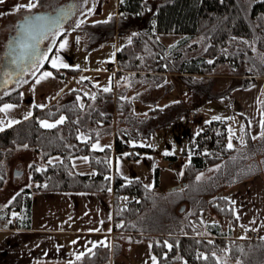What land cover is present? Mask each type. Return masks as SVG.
<instances>
[{"label": "trees", "instance_id": "obj_1", "mask_svg": "<svg viewBox=\"0 0 264 264\" xmlns=\"http://www.w3.org/2000/svg\"><path fill=\"white\" fill-rule=\"evenodd\" d=\"M117 13L118 28L132 32L131 42L116 53L121 70L188 73L183 77L186 84H191L192 88L200 84V92L195 93L209 100L226 99L227 102L235 88L246 89L253 85L255 77H264V0H119ZM138 20L146 21L147 25L136 27L134 23ZM106 25L108 32L113 29ZM159 33L199 38L205 46L197 55L186 58L182 56L186 42H180L177 48L165 53L163 44L157 39ZM220 66L227 67L233 83L215 91L211 88V80ZM45 67H49L47 62L40 69ZM75 71L77 69L68 70ZM205 81L208 82L204 84ZM18 101L19 90L0 95V103ZM260 103L264 112V103L261 100ZM33 111L32 116L0 131V188L7 177L4 162L15 150H31L40 162L28 165L29 183L0 208V215L11 218L12 212L20 210L23 200L29 199L28 193L112 191L116 232L112 242L95 246L73 264H110L112 258L122 253L125 236L130 243L148 241L156 264H225L220 259L224 255L245 264H264L262 237L234 238L213 230L211 225L202 224L198 219L199 212L204 210L218 220L225 218L232 224L237 223L233 207L223 191L259 173L264 176V137L261 135L253 139L246 128L244 142L228 149L225 122L211 121L193 136L191 153L180 181L184 185L171 191H158L146 187L138 177L126 179L113 173L111 149L105 147L96 151L91 148L97 135L93 126L84 122L83 108L76 102L60 104L55 101L44 108L34 107ZM97 113L102 124L110 122V112ZM60 115L65 117L63 123H55L53 128L41 126L40 120L55 122ZM88 129L91 134H87ZM80 130L87 136L84 141L78 140ZM128 148L124 138L116 135L115 150L120 152ZM51 154H59L61 161L47 164L46 158ZM76 154L87 156L90 166L96 170L94 176L73 170L70 158ZM210 167H216L215 171L198 181L199 173ZM155 178L158 182L156 172ZM122 195L131 196V199L121 203L119 197ZM185 203L192 208L186 214ZM168 244L172 245L171 249ZM201 256H208V259Z\"/></svg>", "mask_w": 264, "mask_h": 264}, {"label": "crops", "instance_id": "obj_2", "mask_svg": "<svg viewBox=\"0 0 264 264\" xmlns=\"http://www.w3.org/2000/svg\"><path fill=\"white\" fill-rule=\"evenodd\" d=\"M69 1H73L74 5L78 6L80 14L83 13L73 25L76 27L84 17L92 12L93 5L89 0L87 2L85 0H67L64 3ZM103 2L104 0L98 2L99 6L96 8L95 14L102 12ZM117 2L119 1L116 0V14H118ZM18 6L20 5L17 4L15 7ZM7 15L5 12H0V65L7 36L10 32L9 24L11 19L9 17L11 18V16ZM123 23L126 24L127 22ZM101 24L99 23V25ZM134 24L136 27L143 28L147 25V22L138 20ZM102 25L106 26V24ZM109 25L113 27L111 32L115 33L114 37L117 38L118 42L119 40L121 41L115 47L113 61L108 62L104 68H85L75 71L74 75H71L75 78L74 81L69 85H66L65 81V84L55 92L53 97L43 107L34 105L32 109L24 113L21 120L12 121L14 123L1 127L0 129L2 130L0 131L32 116L34 107L44 108L55 101L61 104L68 101L76 102L83 108L84 122L93 126L94 134L97 135V138L91 144V148L96 151L105 147L111 149L113 173H117L126 179L138 177L145 186L155 188L158 191H163L180 183L190 150L180 156L173 151L158 150L153 146L152 135L157 131V128L168 124L172 127L177 142H180L182 137L188 136L192 148V129L190 130L187 126L190 124L187 119V110L189 108L195 107L199 110L200 117L197 121L200 118L207 120L202 128L196 131L195 135L202 132L211 121H224L226 145L231 121L239 116L243 118V124H241L243 133L241 134H244V136L239 141L235 139L236 145L233 147L244 142L246 128L251 138H256L260 134L262 129L261 122L264 120V112L260 103L264 77H255L253 85L246 89L235 88L230 94L229 105L226 99L222 101L206 99L199 93H195L197 91L200 92V84H194L192 88L191 84H186L183 81V77L189 75L188 73L121 70L117 64L116 53L122 46L129 43L132 32L123 31L124 29L121 31L115 22L113 25L111 23ZM98 33L97 35H99ZM166 35L170 34H157V39L163 44L165 53H170L174 48H177L180 42H186V47L184 48L186 49L197 41L194 37L187 38L181 34H172L174 35L173 41L167 46L162 40V37ZM194 55L197 54L188 56L183 54L182 56L186 58ZM95 65L98 64L95 63ZM40 68L41 66L35 70V74L32 73L29 76L28 83L31 82V79L33 81L36 78L41 70ZM82 72L101 75L92 76V78H95L93 83L84 80V83L93 86L94 90L91 93H85L80 88L72 87V84ZM195 76L201 77L202 75L196 74ZM206 82L208 81L203 83L205 84ZM232 83L231 75L217 74L211 80V88L215 91H221ZM106 87L110 91L104 94V88ZM1 91L0 95L6 94V91ZM222 108H226V110L224 111ZM97 111L110 112V122L102 124L99 121L100 118ZM61 116L63 115H60L57 121ZM183 116L186 123L182 122ZM214 117H219L220 119H214ZM40 121H47L50 124L57 122L46 119ZM89 132L91 134L90 129H88L87 134ZM116 135L124 138L129 145L128 149L120 152L115 150ZM86 137L85 132L80 130L78 140L84 141ZM95 144H98L99 147L94 148L93 145ZM139 147L147 149L139 151ZM21 150L24 153V158L35 161H24L25 169L23 168V172L18 175L15 173L16 178L13 179L12 185H15L17 189L12 194L28 184L26 181L29 180V176L26 173V167L31 162L40 164L39 158L34 152ZM165 152L168 154L166 155ZM84 157L87 156L76 154L70 158L73 170L82 175L94 176L96 170L90 166L88 159H83ZM164 159L168 162L167 166H164ZM60 161L61 156L59 154H51L46 158L45 162L52 165ZM18 171L22 170L19 169ZM155 172L158 174V182H156ZM256 176L245 180L246 182L241 181L233 184L223 191V196L233 207L237 220L236 224L231 223L234 226L228 224L226 229H223L217 218L202 210L200 219L203 224H209L213 230L224 232L231 237L234 236V227L241 224L244 228L242 232L244 235L243 237L234 238H246L250 231L256 232L260 237H264V181ZM252 187L257 190L261 201L260 208L256 212L245 210L248 203H253L254 201L251 196L248 198L246 195V190ZM241 189H243V192L239 194ZM12 194L9 195L7 202L11 199ZM27 195L29 199L23 200L20 210L16 211L11 218H6L3 214L0 215V264H73L78 255L82 256L81 254L95 246H106L112 242L116 233L112 216L114 198L112 191L97 194L85 191H53L48 193H28ZM203 216L209 217V219H204ZM217 226L219 227L217 228ZM95 229H99V231ZM141 242H143V247H150L148 241L135 243L140 244ZM141 262L142 260H137V264H142Z\"/></svg>", "mask_w": 264, "mask_h": 264}, {"label": "rangeland", "instance_id": "obj_3", "mask_svg": "<svg viewBox=\"0 0 264 264\" xmlns=\"http://www.w3.org/2000/svg\"><path fill=\"white\" fill-rule=\"evenodd\" d=\"M66 1L67 0H36L37 7L31 10H28L26 8H19V10H17L18 7H15L17 4L27 5L30 2V0H5V1L3 0L0 2V12L1 13L5 12L11 16V18L9 17V19H11L9 24V28H10L9 31L12 32L15 29V24L17 20L20 19L22 15H27L37 10H46L55 7L58 4H65L64 2ZM89 1H91V4L93 5L92 6L93 13L90 12L86 17H84L82 19L83 22L82 23L80 22L79 27L66 30V28H68V26L66 25L64 33H62L59 36V38L56 40L55 44L53 45V48H50L51 51L48 52V48L47 46H45L43 52H47L48 59H45V62L48 63L49 67L42 68L37 74L36 78L33 79V81L29 83L27 82L30 74H26L18 78L14 77L10 81H8L4 75V71L0 70V91L2 90L1 92L6 91V93H8L11 91L19 90L18 102L0 103V109H2L5 104H9L13 106L10 109L0 111V128L7 126L9 123L11 124L14 123L15 121L21 120L24 116V113L27 110L32 109L34 105L44 106L45 103L49 101L51 97H53L55 92L58 91L65 84V80H63L64 78L62 77V75H60L62 71L68 72L69 68L77 69V70L85 69V68H104L106 67L108 62L114 60L115 47L117 46V44H120L121 41L120 40L119 42L117 41V38L114 37L115 36L114 32L111 31L108 32L109 30L108 25L104 26L102 24H110L112 21L115 22V24L117 23V14L115 11L116 0H104V2L102 3L104 4L102 12L96 14H95L97 10L96 8L99 6L98 0H89ZM93 21H97V22H93ZM99 23L102 24L99 25ZM85 29L90 34L86 33L84 31ZM97 33L99 35H97ZM173 36L174 35L172 34L166 35L165 37H162V40L168 46V44L173 41ZM65 40L67 41L66 46L64 48H61L60 43ZM196 40L198 44H193L192 46L183 49L182 53L187 56L191 54L200 53L201 50L204 48L205 44L202 43V41L199 38H196ZM56 57H58L57 59L58 65L63 63V64H67L68 67L53 68L51 64V60ZM95 63H97L98 65H95ZM44 72H51L52 75L47 78H42V73ZM68 73L70 75H74L72 72H68ZM217 74L230 75V72L226 66H220L216 69L214 75ZM92 76L95 77L101 75L95 73L93 74L90 72H82V74L78 77V79L76 78L75 82L72 84V87L80 88L81 90L85 91V93H91V91L94 90L93 86L88 83H84L85 82L84 80H88L93 83L95 78H92ZM37 80H39L40 82L37 83ZM261 102L264 103V94L261 97ZM222 109L224 111L226 110V108H222ZM184 119L185 118L183 116L182 122L186 123ZM205 121L207 120L204 118H200L195 124L187 125L188 128H190V130L192 129L191 141H193V136H195V133H197L196 131L198 129L200 130L202 128ZM241 124H243V118L241 116L232 119L231 126L229 128V133L226 139V145L228 144L230 137H231V143L234 146L236 145V142L234 140L237 139L239 141V139H241V137L244 136V134H241L243 133L241 130ZM151 141L154 142L153 146L156 149L158 150L161 149V151H168V152L173 151L177 153L178 156L191 149L190 138L188 136H185L181 138L180 142H177L176 138L174 137V132L172 130V127L168 124L162 125L159 128H157V131H155L154 134L152 135ZM23 155L24 153L21 149L15 150L12 153V155L9 158H7L4 162V167L7 172V177L3 186L0 188V207H2L4 203L7 202L9 195H11L17 189L15 185H12V182L13 179L16 178L15 173H17L18 175L19 173L23 172L24 161L25 162L35 161L32 159L30 160L29 158L26 159L23 157ZM164 160H163V163L165 164L164 166H167L168 162ZM19 169H21L22 171H18ZM215 169L216 167H210L209 169L200 172L198 176H201V174H202L201 177L207 176L211 174L213 171H215ZM26 173L28 174L27 167H26ZM256 177L263 179L262 181H264L263 174L259 173L257 174ZM26 182L29 183V180ZM244 182L246 181L244 180ZM246 191H247L246 195L248 196V198L251 196L252 197L251 199H254V201L253 203L249 202L245 210L256 212L260 208V204H261V201L259 200L257 194V190L252 187ZM242 192L243 189L239 191V194H241ZM14 194H12V196ZM129 199H131V196L122 195L119 197V201L121 203H126L128 202ZM185 205L186 207L184 213L186 214L188 211H191L192 208L186 203ZM200 212L198 215V219L200 223L203 224L202 220L200 219ZM14 214L15 212H12L10 215L12 216ZM203 217L204 219L207 218L205 216ZM207 219H209V217ZM219 222L223 229H226L228 224L229 225L231 224V222L225 218L219 219ZM243 229L244 228L241 226V224L240 226H235L233 237H243L244 235L242 233ZM122 244H123L122 253L112 258L110 264H137V260H142L141 262L142 264L153 263L152 257H154V255L150 247H143L144 246L143 242H141L140 244L130 243L128 237L125 236V238L124 237L122 238ZM220 259L225 264H238V262L239 264H245L237 259L230 260L225 255L221 256Z\"/></svg>", "mask_w": 264, "mask_h": 264}, {"label": "snow or ice", "instance_id": "obj_4", "mask_svg": "<svg viewBox=\"0 0 264 264\" xmlns=\"http://www.w3.org/2000/svg\"><path fill=\"white\" fill-rule=\"evenodd\" d=\"M85 2H87V0H85ZM37 7V3L36 0H30V2L27 5H20L18 6L19 8H26L28 10H31L33 8ZM75 5H71L68 6L67 8H60V9H56L57 14L56 15H44V14H40V15H32V16H28L25 17L23 23L19 26V29L17 31V35L16 37H14L12 44H13V52L16 53L15 58H13L11 60L12 64H19L20 61H22L24 58H29L33 60V67L38 68V65L41 61L48 59L47 56V52H41L39 49V44L40 42L47 38L50 34L55 36L57 34L56 31L54 30H59L62 27V21L64 19H66L68 17V15L72 14L73 9L75 8ZM89 11H91V9H89ZM83 14V13H81ZM83 21H81L82 23ZM77 27H79V24H77ZM129 42H131V39L129 38ZM67 41H62L60 43V47L64 48L66 46ZM48 51H51V49H48ZM57 59L53 58L51 60V64L53 68H57V67H68L67 64H57ZM35 74V73H33ZM52 73L51 72H44L42 73V78H47L49 76H51ZM83 79V78H82ZM40 81L37 80V83H39ZM104 91H110L109 88H104ZM11 107H13L12 105L9 104H5L3 106L2 109H0V111H4L7 109H10ZM39 107H43V105H40ZM214 119H220L219 117H214ZM65 120V117L61 116L60 119L56 122L57 124L59 123H63V121ZM41 126L45 127V128H53L56 125L55 124H50L47 121H40ZM261 128H262V132H261V137H264V121L261 122ZM2 130V129H0ZM253 139H255V137H253ZM243 142V141H241ZM25 147H27L25 145ZM94 148L99 147L98 144L93 145ZM227 148L228 149H232L233 148V144L231 143V137L229 138V142L227 144ZM165 154L167 155L168 153L165 152ZM84 160H87V157L83 158ZM202 176V174H201ZM201 176H197L196 179L199 181L201 179ZM148 187V186H146ZM238 218V217H237ZM103 223V222H101ZM96 231H99V229H95ZM261 239H264V237H262ZM211 243V242H209ZM165 244H167V242H165ZM167 247L169 249H171L172 245L168 244ZM89 251H91V249H89ZM83 255V254H81ZM212 256L215 257L216 254L212 253ZM78 260L81 258L80 255H78L76 257ZM200 258L207 260L208 256H201ZM218 259V258H217ZM153 260V264H156V258L152 257ZM239 264V262H238Z\"/></svg>", "mask_w": 264, "mask_h": 264}, {"label": "water", "instance_id": "obj_5", "mask_svg": "<svg viewBox=\"0 0 264 264\" xmlns=\"http://www.w3.org/2000/svg\"><path fill=\"white\" fill-rule=\"evenodd\" d=\"M74 5L73 1H69L67 4H60L58 9L60 8H67L68 6ZM40 14H44V15H56L57 12H50L48 10H39V11H35L33 13L24 15L21 19H19L17 21L16 24V32L13 35H9L8 40L6 41L5 44V48H4V52H3V57H2V62L0 65V70L4 71V75L6 77V79L8 81H10L11 79H13L14 77H17V75L21 74L24 70V66L27 65V62H32V59L29 58H24L22 61H20L19 64H12L11 60L13 58H15L16 53L13 52V44L12 41L14 39V37H16L17 35V31L19 29V26L23 23L25 17L28 16H32V15H40ZM69 18V15L66 19H64L62 21V26H66L65 21ZM43 41V40H42ZM42 41L39 44V49L41 52H43V47H42ZM192 149V148H191ZM191 149H190V153H191ZM182 185H184V183H179L177 185H173L167 188L168 191L180 188Z\"/></svg>", "mask_w": 264, "mask_h": 264}, {"label": "flooded vegetation", "instance_id": "obj_6", "mask_svg": "<svg viewBox=\"0 0 264 264\" xmlns=\"http://www.w3.org/2000/svg\"><path fill=\"white\" fill-rule=\"evenodd\" d=\"M65 4H67V3H65ZM59 5H60V4L56 5L55 7H52V8L46 9V10H48V11H50V12H55L56 9H58ZM79 12H80V10H79L78 6H76V7L73 9L72 14H70V15H69V18L65 21V24H66L68 27H73V25L79 20V18H80V16H81V14H80ZM23 16H24V15H22V17H23ZM22 17H21V18H22ZM21 18H20V19H21ZM18 20H19V19H18ZM18 20H17V21H18ZM16 24H17V22H16ZM16 24H15V29H14V31L9 32V34H8L7 37H9V35H13V34L16 32ZM65 28H66V26L63 25V26L61 27V29H59V30H54V31L57 32V34H56L55 36H53V35L50 34L47 38L43 39V41H42V47H43V49L45 48V46H47L48 49L53 48V45L55 44V42H56V40L59 38V36L62 34V32L65 30ZM7 40H8V38H7ZM48 52H49V51H48ZM44 62H45V60L41 61V62L39 63V65H38V67H40ZM37 69H38V68L33 67V61H32V62L29 61V62H27V65L24 66V70H23V72H22L21 74L17 75V76H18V77H21V76L26 75V74H30V75H31V74L34 73L35 70H37Z\"/></svg>", "mask_w": 264, "mask_h": 264}, {"label": "built area", "instance_id": "obj_7", "mask_svg": "<svg viewBox=\"0 0 264 264\" xmlns=\"http://www.w3.org/2000/svg\"><path fill=\"white\" fill-rule=\"evenodd\" d=\"M63 78L66 81V85H69L74 81V77L71 76L69 73L63 72ZM200 117V112L197 108L191 107L187 110V119L190 124L194 123ZM131 155H133L131 153ZM258 234L254 231L248 232L249 238H256Z\"/></svg>", "mask_w": 264, "mask_h": 264}]
</instances>
